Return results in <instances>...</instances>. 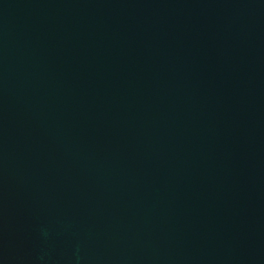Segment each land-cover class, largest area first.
Returning a JSON list of instances; mask_svg holds the SVG:
<instances>
[{"label":"water","instance_id":"1","mask_svg":"<svg viewBox=\"0 0 264 264\" xmlns=\"http://www.w3.org/2000/svg\"><path fill=\"white\" fill-rule=\"evenodd\" d=\"M0 264H264V0H0Z\"/></svg>","mask_w":264,"mask_h":264}]
</instances>
